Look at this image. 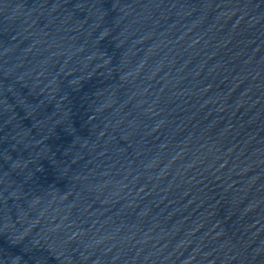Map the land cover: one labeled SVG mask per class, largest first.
I'll list each match as a JSON object with an SVG mask.
<instances>
[{
	"label": "water",
	"instance_id": "1",
	"mask_svg": "<svg viewBox=\"0 0 264 264\" xmlns=\"http://www.w3.org/2000/svg\"><path fill=\"white\" fill-rule=\"evenodd\" d=\"M0 264H264V0H0Z\"/></svg>",
	"mask_w": 264,
	"mask_h": 264
}]
</instances>
